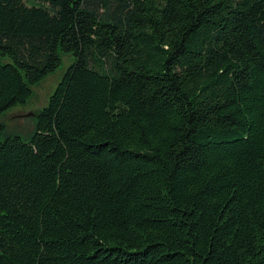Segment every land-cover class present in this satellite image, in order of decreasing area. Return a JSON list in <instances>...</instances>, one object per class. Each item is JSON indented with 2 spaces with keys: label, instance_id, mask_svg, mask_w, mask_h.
I'll use <instances>...</instances> for the list:
<instances>
[{
  "label": "trees",
  "instance_id": "1",
  "mask_svg": "<svg viewBox=\"0 0 264 264\" xmlns=\"http://www.w3.org/2000/svg\"><path fill=\"white\" fill-rule=\"evenodd\" d=\"M62 54L0 121V264H264V0H0V118Z\"/></svg>",
  "mask_w": 264,
  "mask_h": 264
},
{
  "label": "rangeland",
  "instance_id": "2",
  "mask_svg": "<svg viewBox=\"0 0 264 264\" xmlns=\"http://www.w3.org/2000/svg\"><path fill=\"white\" fill-rule=\"evenodd\" d=\"M61 57L62 66L57 72L33 89V98L26 105H19L9 110L0 118V121L5 124L7 132L10 135L17 134L24 139H28L30 134H32L37 119L36 113L47 105L50 96L54 93L68 67L73 62L71 55L62 54Z\"/></svg>",
  "mask_w": 264,
  "mask_h": 264
},
{
  "label": "water",
  "instance_id": "3",
  "mask_svg": "<svg viewBox=\"0 0 264 264\" xmlns=\"http://www.w3.org/2000/svg\"><path fill=\"white\" fill-rule=\"evenodd\" d=\"M33 116V115H32Z\"/></svg>",
  "mask_w": 264,
  "mask_h": 264
}]
</instances>
